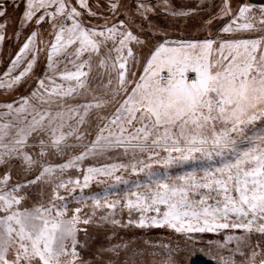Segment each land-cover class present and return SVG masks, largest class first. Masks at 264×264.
Segmentation results:
<instances>
[{
    "label": "snow or ice",
    "instance_id": "obj_1",
    "mask_svg": "<svg viewBox=\"0 0 264 264\" xmlns=\"http://www.w3.org/2000/svg\"><path fill=\"white\" fill-rule=\"evenodd\" d=\"M23 3L24 22L49 21L53 39L47 46L48 71L37 87L19 101L0 105V264H86L81 253L88 242L81 233L87 236L86 226L97 218L120 225L113 216L118 206L128 210L129 224L135 210L138 227L167 228L190 244L200 242L195 234L239 231L215 245L220 264H236V256L240 264H264V244L252 242L253 235L264 237V35H234L264 33V0L259 7L242 0L235 11L231 0H222L218 18L229 19L220 33L233 38L202 41H172L151 20L162 13L172 25L183 24L199 4L184 9L172 0H133L130 11L127 0H107L110 16L91 25L84 13H98L89 0ZM6 4L0 3V17ZM13 6L20 5L13 0ZM215 18L200 26L209 27ZM5 26L0 23V29ZM145 27L153 38L162 37L146 59ZM37 36L33 31L26 37L0 88L11 89L32 71L42 50ZM25 53L26 67L12 76ZM94 60L107 77L103 93L83 104L70 103L91 91ZM109 105L113 110L105 115ZM93 109L96 131L89 139ZM77 148L65 163L48 162ZM121 151L127 163L90 165L75 179L64 178L66 170L89 157ZM182 165L197 170L171 174ZM129 170L144 173V182L123 201L85 197L92 184L127 183L122 173ZM68 198L82 206L69 213ZM101 208L112 211L98 216ZM232 242L235 247L228 248Z\"/></svg>",
    "mask_w": 264,
    "mask_h": 264
},
{
    "label": "rangeland",
    "instance_id": "obj_2",
    "mask_svg": "<svg viewBox=\"0 0 264 264\" xmlns=\"http://www.w3.org/2000/svg\"><path fill=\"white\" fill-rule=\"evenodd\" d=\"M75 2V0H74ZM107 0H89V4L92 11L98 13L97 17H90L87 13H84L83 19L85 22L91 25L103 24L104 17L110 16L108 9L104 6ZM133 0H127V7L130 11H134L132 8ZM158 2V0H156ZM242 0H231V6L233 11L240 5ZM0 3H4V0H0ZM19 7L13 6V0H7L6 14L0 17V23L5 24L4 29H0V34L5 36L3 41H0V81L7 82L9 77L5 75L10 66L12 60L19 53L20 48L26 40V37L33 31L38 32L37 41H42L41 51L37 57L36 63L33 69L28 73L19 84L14 85L11 89L0 88V105L10 103L13 101H19L22 97H27L37 87L36 81L42 78L47 73V46L52 41L53 29L50 26L49 21H45L41 25H35V22L26 23L23 20L24 3L23 0H15ZM172 3L179 8L184 9H196L197 4L200 5V9L197 14L192 16L186 23L172 25L170 17L163 15L162 13L151 17V20L160 26V30L167 32L168 38L172 41H192L203 40L209 36L220 39H230L231 36L221 34L220 29L227 24L228 17L219 19L218 14L220 8L223 6L222 0H172ZM243 3H255L257 7L260 6L261 0H243ZM83 11V10H81ZM123 11V10H122ZM127 16V12L121 15L119 19H124ZM209 17H216L213 23L205 28L201 27V23L206 21ZM147 39V45L143 48V57L146 59L154 43L160 40L161 36L153 38L148 33V28L145 27L143 34ZM236 38H255L264 33L260 32H240L234 34ZM33 48L35 45L32 46ZM139 55V53H138ZM29 54L25 53L19 66L11 73L12 76L18 75L20 71L26 67L25 60ZM97 61H93V68L89 77V84L91 91L84 93L76 98L75 101L70 103L81 104L86 103L92 99L93 94L101 95L104 91L103 84L106 82L107 77L104 75L102 69L96 67ZM71 68V65L68 66ZM137 73L143 71V66L137 67ZM113 105H109L103 110L105 115H110L113 110ZM96 109L92 110L91 119L89 120V126H91L93 136L89 139H94L96 131L95 125L92 124V120L95 119L94 113ZM0 112H3V108H0ZM79 153V148L75 151L69 149L67 155L56 156L53 155L48 159L51 164L65 163L67 159L72 158ZM129 157L120 153H114L112 155H105L101 157H89L84 160L82 164L78 165L75 169H68L64 173V178H73L80 176V168H87L88 166H100L102 163H119L128 162ZM157 172L165 171L167 169H155ZM196 171V165L179 166L171 169V174L182 175L188 171ZM127 183L116 184L109 180L108 184L112 187L109 188L108 184H92L88 189H84V195L99 196L107 195L109 200L120 199L124 200L129 191L137 190L136 185L144 182V173H133L130 170L122 173ZM13 179H16V173L13 172ZM42 188L47 189L46 185H42ZM39 196H44L45 192H37ZM61 194L68 196L63 190ZM69 213L78 205L76 200L72 198L67 199ZM91 206L89 205V208ZM87 210V209H86ZM112 210L107 208H101L100 213L108 214ZM148 215H151L149 213ZM115 219L120 220V225H112L111 223L100 222L99 219H95L94 222L87 227V236L81 233L82 239H87L88 247L82 251L81 255L85 259L86 264H168V260L171 259L173 264H220L218 257L216 256L215 245L223 243L225 237L228 235H240L239 231L235 233L232 230H222L218 235L212 233L195 234L199 243L190 244L186 240V237L177 234L174 231L167 228L156 227H138L135 222L139 220V213L135 210L132 212L131 219L134 223L129 224V214L127 209H122L118 206L113 213ZM81 227H84L83 225ZM252 242H259L264 244V237L259 235L252 236ZM211 245V247H210ZM235 242L228 245V248H234ZM119 249V251H117ZM222 253L227 256V249L221 250ZM169 254H171L169 256ZM236 264H240L241 258L235 257Z\"/></svg>",
    "mask_w": 264,
    "mask_h": 264
}]
</instances>
